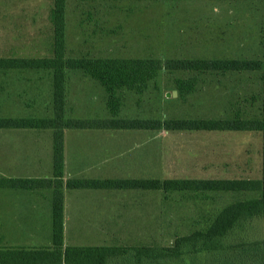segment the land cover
Returning <instances> with one entry per match:
<instances>
[{
	"label": "rangeland",
	"instance_id": "obj_1",
	"mask_svg": "<svg viewBox=\"0 0 264 264\" xmlns=\"http://www.w3.org/2000/svg\"><path fill=\"white\" fill-rule=\"evenodd\" d=\"M50 8L51 0H0V57L48 56ZM261 14V0H68L66 54L161 61L259 58ZM190 77L161 71L142 95L124 91L120 116L223 118L234 110H240L243 117L258 115V73L198 76L192 94L179 97L175 81ZM65 95L67 117L109 116L104 91L81 72H67ZM50 114L49 73L0 72V117ZM47 132L0 130V177L13 172L19 177L45 176L46 163L50 162L46 154L52 145H48L50 137L43 136ZM89 132L90 147L83 150L81 146L79 150L91 156L90 178L260 177L261 137L257 132ZM40 192L43 195L37 194ZM85 192L79 195L81 201L72 197L65 200L66 245L166 244L175 234L189 231L190 219L197 211L183 201L178 206L163 203L160 193L150 191ZM46 193L33 190L8 195L0 191V241L5 242L0 245H49ZM13 196L23 200L20 205L8 203ZM36 198L38 204H32ZM230 200L219 198L208 202L207 208L214 209ZM249 233L254 239H264V219L252 221Z\"/></svg>",
	"mask_w": 264,
	"mask_h": 264
},
{
	"label": "trees",
	"instance_id": "obj_2",
	"mask_svg": "<svg viewBox=\"0 0 264 264\" xmlns=\"http://www.w3.org/2000/svg\"><path fill=\"white\" fill-rule=\"evenodd\" d=\"M81 3L90 0H77ZM111 1V0H107ZM262 1L261 54L254 59H168L68 57L66 14L68 0H51L49 55L40 58L0 57V72L41 71L51 76V114L45 117H0V130L51 133L50 178L0 177V191L50 190V238L46 247L0 245V264H264V239L251 237L250 224L264 219V0ZM68 71L81 72L105 93L106 118H71L66 115L65 83ZM161 71L191 74L175 81L179 97L192 94L196 77L256 72L260 81L257 116L240 110L223 118H123L124 91L142 95ZM151 132H257L261 137L260 177L112 179L64 178L66 131ZM140 190L160 193L163 203L187 202L197 211L186 234H175L166 244L72 246L64 243L65 191ZM230 197L214 209L208 202ZM181 198V200L179 199ZM172 206V205H169ZM189 209V207H188ZM199 209V210H198ZM190 210V209H189ZM1 242V241H0ZM2 243V242H1ZM3 242L2 244H4Z\"/></svg>",
	"mask_w": 264,
	"mask_h": 264
},
{
	"label": "crops",
	"instance_id": "obj_3",
	"mask_svg": "<svg viewBox=\"0 0 264 264\" xmlns=\"http://www.w3.org/2000/svg\"><path fill=\"white\" fill-rule=\"evenodd\" d=\"M98 133V132H97ZM89 130H82V131H66L64 133V178H90V175H88V173H90L91 167L89 168L88 163L90 164V162L92 161L91 156H89V154H86V152L84 154H81L80 150L81 146H83V150H85V146L88 145L89 146ZM91 135V134H90ZM43 136L46 137H50V139H48V145L49 142L51 144V134L48 132L46 134H43ZM72 137V141L71 138ZM86 138V139H85ZM73 143V145H71L72 147H70L68 149L69 144ZM77 149V150H76ZM84 152V151H83ZM48 156V158H46V160L50 161L47 164V169H46V174L45 176H27V177H19L17 175L14 174V172L12 174H8L4 177H9V178H50L52 175V165L51 163V146H49L48 150H47V154L46 157ZM37 158V157H36ZM42 169V167H41ZM40 169V170H41ZM48 172V173H47ZM36 191V190H35ZM85 191L87 190H80V191H65L64 192V222H65V200H67L66 198H73L75 200H77L79 198V195H81L80 193H86ZM5 194H12L14 193V191H7L4 190ZM46 195H47V205L48 208L50 207V202H51V191L50 190H46ZM94 192V191H93ZM36 193V192H34ZM34 193L32 195H34ZM43 192L37 193L39 196L43 195ZM80 200V198H79ZM21 201H23L20 197L15 199V197H11V199L9 200V204L11 206H18L20 205ZM39 199H35V200H31L32 204H38ZM81 201V200H80ZM5 204H7V201L5 200ZM49 215H50V208H49ZM49 220V226H50V219Z\"/></svg>",
	"mask_w": 264,
	"mask_h": 264
},
{
	"label": "water",
	"instance_id": "obj_4",
	"mask_svg": "<svg viewBox=\"0 0 264 264\" xmlns=\"http://www.w3.org/2000/svg\"><path fill=\"white\" fill-rule=\"evenodd\" d=\"M172 95H173V96L175 95V92H174V91L172 92Z\"/></svg>",
	"mask_w": 264,
	"mask_h": 264
}]
</instances>
